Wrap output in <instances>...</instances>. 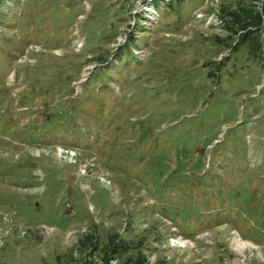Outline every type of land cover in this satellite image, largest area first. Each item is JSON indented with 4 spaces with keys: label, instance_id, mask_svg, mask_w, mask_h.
Masks as SVG:
<instances>
[{
    "label": "rangeland",
    "instance_id": "obj_1",
    "mask_svg": "<svg viewBox=\"0 0 264 264\" xmlns=\"http://www.w3.org/2000/svg\"><path fill=\"white\" fill-rule=\"evenodd\" d=\"M103 258L264 264L263 0H0V264Z\"/></svg>",
    "mask_w": 264,
    "mask_h": 264
},
{
    "label": "bare ground",
    "instance_id": "obj_2",
    "mask_svg": "<svg viewBox=\"0 0 264 264\" xmlns=\"http://www.w3.org/2000/svg\"><path fill=\"white\" fill-rule=\"evenodd\" d=\"M175 242L177 243H185L187 242V240H184V239H180V238H177V239H174ZM250 242L248 241H245V240H242L240 237L236 236L235 239H234V244L236 245L237 248H239L241 250L242 247H244V245H247L249 244Z\"/></svg>",
    "mask_w": 264,
    "mask_h": 264
},
{
    "label": "trees",
    "instance_id": "obj_3",
    "mask_svg": "<svg viewBox=\"0 0 264 264\" xmlns=\"http://www.w3.org/2000/svg\"><path fill=\"white\" fill-rule=\"evenodd\" d=\"M152 1H154V2H156V1H160V0H152ZM166 1H168V0H166ZM263 10H264V0H263ZM256 16H257V14H256ZM241 25H243V27H245L246 26V22H242L241 23ZM118 250H116V252H117ZM111 252H112V254H114V250H111ZM142 256V255H141ZM141 259L142 258H140V261H141ZM138 262H139V260H138ZM76 264H93L92 262H86L85 260H82L81 262H78V263H76ZM102 264H109L108 262H107V259L106 258H103V262H102ZM121 264V263H120Z\"/></svg>",
    "mask_w": 264,
    "mask_h": 264
}]
</instances>
